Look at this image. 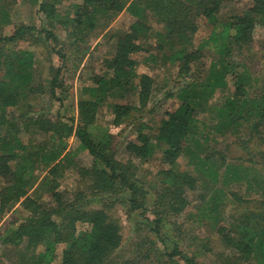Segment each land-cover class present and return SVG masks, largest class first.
<instances>
[{
    "label": "trees",
    "instance_id": "trees-1",
    "mask_svg": "<svg viewBox=\"0 0 264 264\" xmlns=\"http://www.w3.org/2000/svg\"><path fill=\"white\" fill-rule=\"evenodd\" d=\"M236 1L239 0H132L125 8L118 0H84L77 7L71 25L73 39L78 42L82 41L84 32L96 27L98 12L107 15L125 10L133 22L118 37L113 57L105 61L111 76L94 75L91 85L82 87L83 98L78 103L75 126L60 120L52 121L40 111H27L18 116L16 113L8 114V108L20 106L22 97L28 98L43 91L39 84L32 85L33 53L18 51L4 55L0 61V69H5V79H0V221L18 203L28 215L15 229L0 235V249L5 258L0 264H53L60 245H63V249L59 264H136L134 260L120 263L115 259L114 254L122 241L118 221L104 209L88 210L83 191H58L57 181L65 166L63 161L68 156L65 139L74 136L80 148L92 158L88 167L71 163L75 164L81 179L88 181L89 193L125 192L130 209L142 208L139 203L142 192L131 179V159L126 157V163L116 159L114 138L107 127L95 122L99 105L104 104L110 96L122 98L124 94L137 95V106L112 103L114 125H119L133 111L146 110L152 98L154 80L147 74L136 73L135 54L147 53L144 63L156 60L149 50L163 51L164 44H167L172 54L169 56L170 63L177 65V76L185 81L176 96L180 105L166 111L154 131L145 133L140 125L135 139L124 147L126 155L131 158L144 163L153 162L162 168L158 172L160 191L155 192L153 200L155 211L151 230L155 235L160 236L164 217L167 219L185 209L188 204L185 193L194 189L197 181L193 174L177 168L178 158L190 153V146L193 145V157L202 163L205 170L215 173L213 165L208 163L211 162L210 156L201 158L200 155L204 152L206 140L201 141V123L197 115L206 112L205 107H209L208 101L216 91L226 93L230 85L227 80L229 75L234 91L213 107L218 122L212 128L223 135L224 131L234 129L233 133H236L239 127L245 126L249 129L250 140H257L264 146V91L257 90L254 96H248L247 88L251 84L249 71L245 69L241 74L237 73L229 60L235 48L242 50L251 42V32L256 24L264 31V0H249L251 9L242 16L217 18L221 4ZM39 10L48 18L53 17V10L48 4L40 3ZM8 13L7 8L0 6V25L7 23ZM148 13L153 14L156 21L164 23L167 29L165 36H168L164 44L152 47L146 42ZM198 17L208 20L211 29L208 37L194 46L190 43V37L196 31L195 20ZM29 30L20 27L10 37L0 38V42L11 43L22 38ZM41 32L59 60L50 82V95L58 99L55 90L63 86L58 77L65 57L57 49L54 33L46 29ZM141 37L142 41H139ZM178 45L179 48L172 51ZM205 49H212L216 58L206 69L205 76L199 79L192 72V67L204 56ZM34 132L45 136L48 143L37 144L32 138L26 143L22 141L24 135L30 137ZM262 152L261 165L264 170V148ZM38 168L47 170V177L41 180L42 186L47 187L45 200L36 191L30 195L35 182L33 173ZM78 224L85 227L79 231ZM223 231V228L219 229L221 234ZM248 234L249 231L245 230L237 238L225 234L223 239L227 246L241 254V260L253 256L264 264V225L250 238ZM166 256L169 260L176 257L183 264H196L194 258L183 254L176 243L171 251L166 252Z\"/></svg>",
    "mask_w": 264,
    "mask_h": 264
},
{
    "label": "rangeland",
    "instance_id": "rangeland-1",
    "mask_svg": "<svg viewBox=\"0 0 264 264\" xmlns=\"http://www.w3.org/2000/svg\"><path fill=\"white\" fill-rule=\"evenodd\" d=\"M84 0H0V6L7 8L9 17L7 23L0 25V38L10 37L20 27L30 28L22 38L11 43L0 42V61L5 54L10 52L28 51L34 54L32 85H40L43 93L20 99L18 108H8L7 113H26L27 111L42 112L52 121L60 120L65 123L77 122V107L81 96L82 87L91 85L94 75L111 76V71L106 69L105 61L111 59L115 53L118 37L123 35L133 22V18L125 11L107 15L102 12L97 14V25L92 30H87L81 37L82 41L74 40L72 20L75 17L77 7ZM125 8L132 0H118ZM185 2L186 0H177ZM46 3L52 8V18H48L40 12L39 4ZM251 9L249 0L223 3L220 6L217 18L228 19L233 16H242ZM1 20V19H0ZM196 31L190 37V43L194 46L203 38H207L211 23L198 17ZM147 25L149 26L146 42L153 47L159 43H165L167 29L162 21H156V17L148 13ZM42 29L52 31L58 42V48L65 57L64 67L58 77L63 84L57 88V98L50 95V82L59 66V60L46 41ZM251 42L242 50L235 48L229 59L237 73L241 74L245 69L251 77L247 94L254 96L257 90L264 91V31L260 25H255L251 32ZM163 36V37H162ZM78 38V37H77ZM141 37L139 41H142ZM177 40L175 36L172 37ZM178 41V40H177ZM179 45L175 47L176 51ZM150 53L156 60L146 63L143 59L147 53L140 52L133 55L137 61L136 73L147 74L153 80L152 98L146 110L133 111L123 119L119 125L113 124L112 103L130 104L137 106V95L124 94L123 97H108V100L99 105L95 122L108 128L109 134L114 138V156L121 162H127L132 172L131 179L142 192L139 203L142 208L132 210L126 203L127 194H90L87 189L88 181L82 180L75 164L88 167L92 162L91 156L82 150L77 139L70 136L65 139L67 144L63 172L58 177V191L74 193L83 191L86 194V208L104 209L108 215L116 219L120 226L122 237L121 245L115 252V259L122 263L134 260L136 264H183L178 258L169 260L166 252L171 251L174 243L187 257H193L196 264H262L257 258L251 256L247 260H241V254L235 252L225 243L223 235L237 238L242 231H249L248 238L263 227L264 222V170L261 165L264 146L257 140H250L249 129L239 127L236 133L232 130L218 134L212 127L218 122L213 108L219 105L226 96L234 91L231 75L227 77L229 88L226 93L216 91L208 101L209 107H205V113L197 115L201 123V141H204V152L201 158L210 156L215 173L204 169L202 163L193 157L195 147L190 146V153L182 154L177 160V168L188 171L196 176L194 189L185 193L187 205L185 209L163 220L160 236L152 230L154 218L153 200L155 192L160 190L158 172L162 169L153 162L144 163L126 155L125 145L135 139L137 129L152 132L164 117L166 111H171L180 105L177 93L184 85L183 77L177 76V65L171 64L168 45L164 44L163 51L151 48ZM216 58L212 49H205L204 56L192 67V72L202 79L206 69ZM200 73V74H198ZM5 69H0V79L4 80ZM189 75V74H188ZM186 78V77H185ZM31 110H27V109ZM18 109V110H16ZM71 119H74L71 122ZM75 123V124H74ZM239 133V134H237ZM29 138L33 142L42 144L47 142L45 136L32 133L22 137L26 143ZM71 158V159H70ZM70 159L69 163L68 160ZM71 163H75L74 165ZM221 163V164H220ZM215 164V165H214ZM35 177L34 191L46 199L47 187L42 186L41 180L47 177V170L38 168L33 173ZM1 186V183H0ZM42 186V187H41ZM104 205V206H103ZM20 203L6 213L0 221V235L6 231L15 229L27 217ZM262 217V218H261ZM248 218V219H247ZM78 224L77 229L84 228ZM224 229L222 234L219 229ZM253 236V235H252ZM63 245L58 246V257L53 264H59ZM0 249V261H4ZM179 261V262H177Z\"/></svg>",
    "mask_w": 264,
    "mask_h": 264
}]
</instances>
